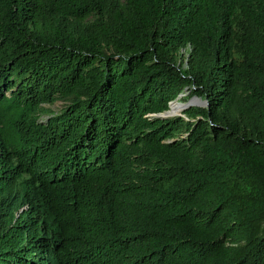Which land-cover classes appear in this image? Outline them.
<instances>
[{
  "label": "trees",
  "instance_id": "trees-1",
  "mask_svg": "<svg viewBox=\"0 0 264 264\" xmlns=\"http://www.w3.org/2000/svg\"><path fill=\"white\" fill-rule=\"evenodd\" d=\"M0 264H264V0H0Z\"/></svg>",
  "mask_w": 264,
  "mask_h": 264
},
{
  "label": "water",
  "instance_id": "water-1",
  "mask_svg": "<svg viewBox=\"0 0 264 264\" xmlns=\"http://www.w3.org/2000/svg\"><path fill=\"white\" fill-rule=\"evenodd\" d=\"M185 94H180L175 100L171 101L170 102V108L164 112H161V113H158V114H155V116L157 117H160V118H167L169 116L172 115V107H171V104L175 101H177L179 98H181L182 96H184ZM207 101L202 99L201 97L199 96H193L191 97L187 102L183 103V111L188 108V107H191V106H204V105H207ZM179 115H182L179 114Z\"/></svg>",
  "mask_w": 264,
  "mask_h": 264
},
{
  "label": "rangeland",
  "instance_id": "rangeland-1",
  "mask_svg": "<svg viewBox=\"0 0 264 264\" xmlns=\"http://www.w3.org/2000/svg\"><path fill=\"white\" fill-rule=\"evenodd\" d=\"M183 53H184L185 56H188V53H187L186 49H183ZM182 94H185V95L178 99L180 103H185L191 98L186 93H182ZM180 103H176V104L174 103L175 104V107H174L175 110L174 111L177 112V114H175V115H179V114H181L183 112L182 111L183 105L180 104ZM174 104H172V105H174ZM63 105L64 104H63L62 101H56L54 104L50 105L49 107H51V109L53 111H59L60 109H62Z\"/></svg>",
  "mask_w": 264,
  "mask_h": 264
},
{
  "label": "bare ground",
  "instance_id": "bare-ground-1",
  "mask_svg": "<svg viewBox=\"0 0 264 264\" xmlns=\"http://www.w3.org/2000/svg\"><path fill=\"white\" fill-rule=\"evenodd\" d=\"M174 103H180V102H179V100H177V101L173 102L172 104H174ZM172 104H171V107H172ZM180 104L183 105V103H180ZM174 110H175V109H172V111H171V112H172V115L177 114V112H175ZM182 111H183V109H182ZM178 112H179V111H178Z\"/></svg>",
  "mask_w": 264,
  "mask_h": 264
}]
</instances>
